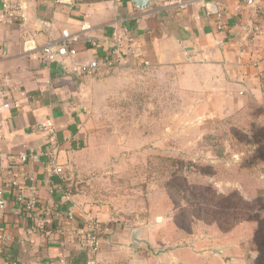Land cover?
<instances>
[{
  "label": "crops",
  "instance_id": "0c3cea01",
  "mask_svg": "<svg viewBox=\"0 0 264 264\" xmlns=\"http://www.w3.org/2000/svg\"><path fill=\"white\" fill-rule=\"evenodd\" d=\"M10 1L19 7L13 19L3 14L0 0V86L5 91L0 103L10 104L0 116V189L6 199L0 209V264H60L62 259L87 264L76 238L89 228L88 199L66 193L62 175L48 168L45 153L52 136L37 126L54 124L64 170L87 145L97 101L115 98L114 85L124 80L120 72L127 62H138L126 55L116 67L98 70L114 73L99 81L92 76L97 72L74 71V65L103 59L113 48L115 33L128 31L143 55L138 63L176 70L182 96L200 101L202 122L236 112L249 99L264 110V0L254 5L246 0H184V8L175 0H150L146 10L132 0ZM63 31L78 38L77 56L62 63L46 61L44 48L62 42ZM101 86L106 89L99 96L96 88ZM111 107L103 103L104 110ZM20 155L27 156L26 163ZM32 187L38 203L30 214L16 196L20 191L29 195ZM91 212L104 236L110 234L109 211L96 207Z\"/></svg>",
  "mask_w": 264,
  "mask_h": 264
},
{
  "label": "rangeland",
  "instance_id": "374dc122",
  "mask_svg": "<svg viewBox=\"0 0 264 264\" xmlns=\"http://www.w3.org/2000/svg\"><path fill=\"white\" fill-rule=\"evenodd\" d=\"M131 62L63 170L68 191L88 199L86 214L104 207L112 217L96 264H264V110L249 99L202 122L176 70Z\"/></svg>",
  "mask_w": 264,
  "mask_h": 264
},
{
  "label": "built area",
  "instance_id": "2783aa9c",
  "mask_svg": "<svg viewBox=\"0 0 264 264\" xmlns=\"http://www.w3.org/2000/svg\"><path fill=\"white\" fill-rule=\"evenodd\" d=\"M3 14L9 19H13L18 11V5L12 3L10 0H3ZM57 4H71L72 0H54ZM248 5H254L255 0H246ZM178 8H184L186 3L184 0H175ZM12 21V20H11ZM224 29L223 23L218 25V30ZM63 40L59 43L48 44L43 51V55L46 61L58 62L64 61L65 59H71L77 56L78 52L75 49V44L78 42V38L70 35L68 31H63ZM135 59L138 62L143 61V55L134 46L133 39L128 36V31L125 30L123 33L114 34V44L112 50L103 57L101 60H93L88 64L74 65V71H78L84 74H94L102 67L114 68L127 56ZM5 93L4 89L0 86V96ZM10 109V104L0 103V116ZM1 125V124H0ZM38 131L43 133H50L52 136L53 143L49 150L46 151L45 155L48 158V168L55 174H61L63 167L58 163V145L56 142V135L54 131V124L51 121L42 123L37 126ZM19 160L21 163L27 162L26 155H20ZM15 187H18L17 183H13ZM29 195H26L25 191H20L17 194V200L20 202L23 211L32 213L37 207V191L34 187L30 188ZM6 199L4 197L3 190L0 189V209H5ZM86 218L88 221V231L77 236V243L82 251L87 254V264H96L97 256L101 249V238L104 234V228L98 219L92 214L87 213ZM60 264H69L66 259H62Z\"/></svg>",
  "mask_w": 264,
  "mask_h": 264
},
{
  "label": "water",
  "instance_id": "95a60500",
  "mask_svg": "<svg viewBox=\"0 0 264 264\" xmlns=\"http://www.w3.org/2000/svg\"><path fill=\"white\" fill-rule=\"evenodd\" d=\"M133 5L140 9V10H146L148 8H150L152 6V3L150 0H132ZM141 230H136L133 233L132 236V246L134 249L135 254H137L138 252V247H139V236H140ZM215 253H217V251H215Z\"/></svg>",
  "mask_w": 264,
  "mask_h": 264
},
{
  "label": "trees",
  "instance_id": "16d2710c",
  "mask_svg": "<svg viewBox=\"0 0 264 264\" xmlns=\"http://www.w3.org/2000/svg\"><path fill=\"white\" fill-rule=\"evenodd\" d=\"M214 139V137L212 136H207L205 137V141L208 142L209 144H211V141ZM212 147L214 148V151L217 153L218 156H222V147H216L215 145H212ZM62 175V186H63V189L66 191V193H70V191H68L67 189V183H66V180H65V177L63 175V172L61 173ZM71 194V193H70Z\"/></svg>",
  "mask_w": 264,
  "mask_h": 264
}]
</instances>
